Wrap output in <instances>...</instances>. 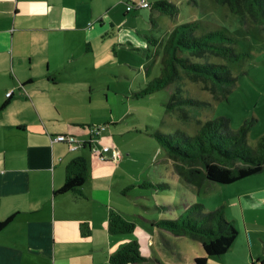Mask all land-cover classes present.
Returning <instances> with one entry per match:
<instances>
[{
  "label": "rangeland",
  "instance_id": "1",
  "mask_svg": "<svg viewBox=\"0 0 264 264\" xmlns=\"http://www.w3.org/2000/svg\"><path fill=\"white\" fill-rule=\"evenodd\" d=\"M153 1L118 0L113 5H119L116 9L107 10L109 17L112 16V26L107 27L109 35L92 42V49L87 52L90 61H86L85 70L74 76L76 89L79 79L91 80L93 83L88 86L94 94L91 97L88 86L85 87L83 106L74 108L78 115L73 114V109L68 112L81 120V124H87L86 129L106 125L95 140V150L107 144L124 153L121 164L111 159L105 164L109 168L105 183L124 204L118 207L120 212H114L135 225L133 231L117 234L126 238L122 244L137 240L141 253L146 256L144 261L133 264H189L191 258L203 254L199 241L190 235H175L166 228H157L156 221L176 218L186 204L200 203L205 210L222 206L225 217L234 220L237 235L227 253L208 256L207 264H246L249 256L246 239L249 251L259 252L264 262V167L230 184L205 181L199 186L192 185L176 173L173 160L153 136L157 130L194 135L200 122L226 116L233 129L244 120L249 121L246 141L251 145L256 143L264 133V23L252 20L247 14L234 13L216 0H169L176 5V13L155 15L153 25L149 8L140 6L142 2ZM132 3L137 8L122 14L120 9L126 10ZM190 22L198 25L197 34L219 29L234 40L235 56L210 59L227 63L231 74L237 77L226 97L216 99L204 88L203 82L186 77L143 96L126 93L130 89L140 90L159 74L162 43L168 31ZM126 29L132 30L142 44L123 42L128 39L127 35H121ZM144 34L157 40L156 48ZM104 84L109 89L102 91ZM176 88L183 98L199 104L167 108ZM114 118L115 125L109 124ZM91 163H87L88 168L92 167ZM116 167L118 172L112 185L110 175ZM157 183H167V188L160 189L155 186ZM121 189H125L123 193ZM245 198L253 202L245 204Z\"/></svg>",
  "mask_w": 264,
  "mask_h": 264
},
{
  "label": "crops",
  "instance_id": "2",
  "mask_svg": "<svg viewBox=\"0 0 264 264\" xmlns=\"http://www.w3.org/2000/svg\"><path fill=\"white\" fill-rule=\"evenodd\" d=\"M116 1L0 0V222L11 217L0 226V264H110L109 256L126 240L108 230L110 211L120 212L124 204L105 183L111 160L101 161L94 149L99 132L68 115L69 109L78 115L74 108L83 106L85 87L93 83L79 79L76 89L74 76L90 61L92 42L109 35L107 10L116 9ZM122 34L128 36L123 42L142 44L132 30ZM109 122L115 125L116 119ZM57 134L81 144L70 149L66 142L51 141ZM76 157L92 161L88 179L78 193L56 192ZM117 172L112 169V185ZM245 242L246 264H264Z\"/></svg>",
  "mask_w": 264,
  "mask_h": 264
},
{
  "label": "trees",
  "instance_id": "3",
  "mask_svg": "<svg viewBox=\"0 0 264 264\" xmlns=\"http://www.w3.org/2000/svg\"><path fill=\"white\" fill-rule=\"evenodd\" d=\"M228 6L230 11L249 15L254 21L264 23V0H216ZM150 22L155 25L157 14L174 15L176 5L169 0L146 2ZM140 7V6H139ZM135 4L128 5L129 11L135 10ZM196 22L183 23L171 28L162 43L160 72L145 87L135 93L143 96L155 90L167 87L171 82L184 77L191 81L203 82L216 99L226 97L237 77L232 75L227 63L210 60L211 57L229 58L235 56L234 40L223 31L208 30L201 34ZM150 43L155 38L148 36ZM148 71L146 70V75ZM180 89L171 93L166 107L173 109L179 105L199 104L191 98H183ZM251 123L244 120L233 129L226 116H215L199 123L194 135L182 131L174 134L155 131L153 136L173 160L176 173L186 182L199 186L205 181L230 184L239 179L260 172L264 167V133L254 145L248 144L246 136ZM106 161V160H104ZM88 179V166L83 157L72 159L65 169V180L56 190L58 193L79 192L81 185ZM156 187L167 188V183H157ZM11 217L0 222L5 225ZM157 227H163L175 235H190L196 238L203 254L192 259L190 264H207L208 256H219L233 244L237 230L231 220L225 217L223 207L205 210L202 204H186L184 210L174 219L156 221ZM134 223L125 220L120 214L110 211L108 230L111 233L131 232ZM146 257L141 253L137 240H129L109 256L110 264H133L142 262Z\"/></svg>",
  "mask_w": 264,
  "mask_h": 264
},
{
  "label": "built area",
  "instance_id": "4",
  "mask_svg": "<svg viewBox=\"0 0 264 264\" xmlns=\"http://www.w3.org/2000/svg\"><path fill=\"white\" fill-rule=\"evenodd\" d=\"M146 2H142L140 6H146ZM13 91L9 90L6 92V95L9 96L11 95ZM104 129V126L99 127L96 126L95 128L91 129V132L93 134H97L98 132H100V130ZM51 141H63L68 143L69 148L70 149H75L77 148L81 143L76 141L72 136L69 135H65V134H57L52 136ZM97 153H98V158L101 161L106 160L107 157H109L111 160L113 161H119L122 157V154L120 152L119 149H117L116 147H110L109 145H103L101 149H97Z\"/></svg>",
  "mask_w": 264,
  "mask_h": 264
},
{
  "label": "water",
  "instance_id": "5",
  "mask_svg": "<svg viewBox=\"0 0 264 264\" xmlns=\"http://www.w3.org/2000/svg\"><path fill=\"white\" fill-rule=\"evenodd\" d=\"M21 86V85H20Z\"/></svg>",
  "mask_w": 264,
  "mask_h": 264
}]
</instances>
